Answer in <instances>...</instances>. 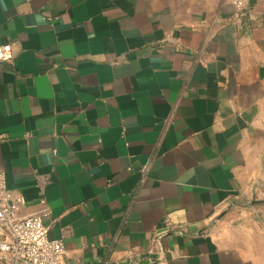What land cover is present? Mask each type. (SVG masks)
I'll return each mask as SVG.
<instances>
[{
	"label": "crops",
	"instance_id": "obj_1",
	"mask_svg": "<svg viewBox=\"0 0 264 264\" xmlns=\"http://www.w3.org/2000/svg\"><path fill=\"white\" fill-rule=\"evenodd\" d=\"M231 12L0 0V170L66 264H264V225L225 217L264 202V0Z\"/></svg>",
	"mask_w": 264,
	"mask_h": 264
},
{
	"label": "built area",
	"instance_id": "obj_2",
	"mask_svg": "<svg viewBox=\"0 0 264 264\" xmlns=\"http://www.w3.org/2000/svg\"><path fill=\"white\" fill-rule=\"evenodd\" d=\"M232 6L226 19L243 25L249 16V0H225ZM217 21H223L219 16ZM14 50L9 42L0 44V62H13ZM45 180L39 183L44 186ZM41 202H44L42 199ZM25 204L22 195L8 188L3 170H0V224L7 228V236L0 238V257L8 264H66V248L61 239L51 238L48 211L21 215Z\"/></svg>",
	"mask_w": 264,
	"mask_h": 264
},
{
	"label": "rangeland",
	"instance_id": "obj_3",
	"mask_svg": "<svg viewBox=\"0 0 264 264\" xmlns=\"http://www.w3.org/2000/svg\"><path fill=\"white\" fill-rule=\"evenodd\" d=\"M253 203L237 201L228 206L225 211V217L232 224L228 226L229 231L233 232V230H236L239 231L236 233H240V231H245L250 224L253 225L255 222L260 226L264 225V202L263 200H257V207L249 209L250 205L255 204ZM242 236L247 237V234L242 233Z\"/></svg>",
	"mask_w": 264,
	"mask_h": 264
}]
</instances>
